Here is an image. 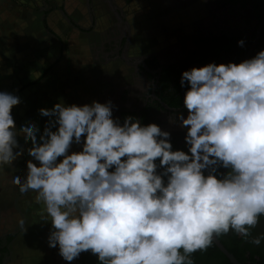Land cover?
<instances>
[{
	"label": "clouds",
	"instance_id": "obj_1",
	"mask_svg": "<svg viewBox=\"0 0 264 264\" xmlns=\"http://www.w3.org/2000/svg\"><path fill=\"white\" fill-rule=\"evenodd\" d=\"M179 85L182 108L168 119L185 132L186 151L157 123L115 116L111 99L59 98L38 109L47 118L43 129L31 119L18 127L13 110L22 97L0 90V170L30 157L25 175L12 180L22 194L36 193L42 221L51 225L48 246L64 261L90 252L98 264H194L191 254L214 236L231 230L247 238L259 223L264 49L239 63L193 66Z\"/></svg>",
	"mask_w": 264,
	"mask_h": 264
},
{
	"label": "flooded vegetation",
	"instance_id": "obj_2",
	"mask_svg": "<svg viewBox=\"0 0 264 264\" xmlns=\"http://www.w3.org/2000/svg\"><path fill=\"white\" fill-rule=\"evenodd\" d=\"M66 1L67 25L74 33L87 36L92 50V64L87 65L91 78L86 85L95 93L84 95L86 103L113 100L119 106L115 116L122 120L134 115L145 124L157 123L172 133L175 149L186 151L185 132L168 119L172 109L182 108L181 73L213 61L239 63L264 49V0ZM145 21L153 27L145 28ZM240 39L246 41L244 48L237 46ZM5 230L2 225L0 248L6 249L1 253L2 264H41L43 259L27 258L23 252L20 257L11 249L19 236L17 226ZM262 234L264 216L247 238L238 239L247 258L254 252L264 264V240L259 246L251 243ZM221 235L229 241L235 233L230 230ZM58 256L52 264H83L88 256V264L97 260L90 252L72 262Z\"/></svg>",
	"mask_w": 264,
	"mask_h": 264
},
{
	"label": "crops",
	"instance_id": "obj_3",
	"mask_svg": "<svg viewBox=\"0 0 264 264\" xmlns=\"http://www.w3.org/2000/svg\"><path fill=\"white\" fill-rule=\"evenodd\" d=\"M68 4L66 0H0V90L17 91L22 97L23 102L13 110L18 127L31 119L43 129L47 118L39 115V108H51L59 98L74 103L73 73L66 62L70 52L67 36L74 33L67 25ZM28 159L22 154L1 170L7 210L11 208L18 216L14 222L9 213L8 224L20 229L15 245H30L22 251L27 258L43 259L41 264L57 263L59 250L48 246L51 225L42 221L45 214L35 201L36 193L22 194L12 180L14 174L25 175ZM15 245L11 247L14 252Z\"/></svg>",
	"mask_w": 264,
	"mask_h": 264
},
{
	"label": "rangeland",
	"instance_id": "obj_4",
	"mask_svg": "<svg viewBox=\"0 0 264 264\" xmlns=\"http://www.w3.org/2000/svg\"><path fill=\"white\" fill-rule=\"evenodd\" d=\"M73 1L75 2L78 1L80 3V0H73ZM144 27L147 28L153 26L152 24H147V21H145ZM67 45L68 48L70 49V52L67 56L66 62H67V68L70 69L73 73L72 77H73L74 103L84 104L86 103L84 95L87 94L88 92H89L88 94L95 93V91L91 90L93 88L90 85L88 86L86 85V81H88L91 78V76L88 75L87 73L89 71L87 65L92 64V60H93L92 50L89 47L87 36L80 35L77 33H68ZM68 83H69V79H68ZM60 84L61 83L59 82V88L61 87ZM74 150H76L75 146H74ZM2 186H3L2 171L0 170V227L3 225L6 228L5 231H8L13 229L12 227L10 228L8 224L7 217L9 216V213L10 215H13L14 222L17 221L18 216L15 212H11V208L7 210L8 209L6 205L7 200L4 198L2 194ZM29 246L30 245H26V244L17 245V253L20 255V257H22L24 253L21 255L22 251L18 252V250L20 248L24 249Z\"/></svg>",
	"mask_w": 264,
	"mask_h": 264
},
{
	"label": "trees",
	"instance_id": "obj_5",
	"mask_svg": "<svg viewBox=\"0 0 264 264\" xmlns=\"http://www.w3.org/2000/svg\"><path fill=\"white\" fill-rule=\"evenodd\" d=\"M264 216V215H262ZM240 235L236 234L229 240H223L222 235L218 236V239L225 246V248L242 264H261L256 258V253L252 252V256L247 258L246 249L240 246L241 241L238 239ZM242 237V236H240ZM1 245V242H0ZM6 251V249L0 248V264H2V252ZM262 257V256H261ZM191 258L194 264H231V262L220 252V250L216 247L214 243H212L205 250H198L195 253L191 254ZM90 256L85 257L83 264H88ZM97 259V257H96ZM96 264H98V260H96Z\"/></svg>",
	"mask_w": 264,
	"mask_h": 264
},
{
	"label": "water",
	"instance_id": "obj_6",
	"mask_svg": "<svg viewBox=\"0 0 264 264\" xmlns=\"http://www.w3.org/2000/svg\"><path fill=\"white\" fill-rule=\"evenodd\" d=\"M213 243L220 250V252L231 262V264H242L240 263L221 243L217 236H214Z\"/></svg>",
	"mask_w": 264,
	"mask_h": 264
}]
</instances>
